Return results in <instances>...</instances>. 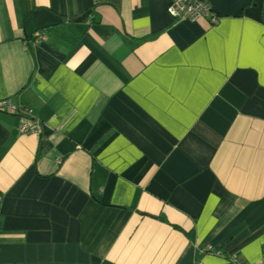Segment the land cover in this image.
<instances>
[{"label":"crops","instance_id":"1","mask_svg":"<svg viewBox=\"0 0 264 264\" xmlns=\"http://www.w3.org/2000/svg\"><path fill=\"white\" fill-rule=\"evenodd\" d=\"M201 1L0 0V264H264V0Z\"/></svg>","mask_w":264,"mask_h":264},{"label":"built area","instance_id":"2","mask_svg":"<svg viewBox=\"0 0 264 264\" xmlns=\"http://www.w3.org/2000/svg\"><path fill=\"white\" fill-rule=\"evenodd\" d=\"M167 12L172 19H183L190 22L203 20L210 15L208 5L201 0H171ZM216 22L217 19L215 17L208 19L209 25H214ZM35 38L41 40L44 38V34L42 32L37 33ZM0 113L10 114L19 118L20 125L18 127V133L20 135L39 134L41 123L32 115L28 108L16 106L7 99L0 100ZM206 250L210 251V248H206ZM194 264L201 263L195 262Z\"/></svg>","mask_w":264,"mask_h":264}]
</instances>
